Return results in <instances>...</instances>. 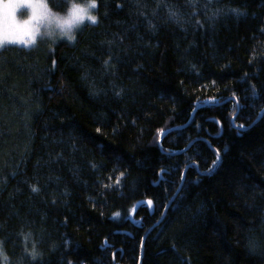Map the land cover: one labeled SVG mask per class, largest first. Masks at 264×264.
<instances>
[{
  "label": "trees",
  "instance_id": "obj_1",
  "mask_svg": "<svg viewBox=\"0 0 264 264\" xmlns=\"http://www.w3.org/2000/svg\"><path fill=\"white\" fill-rule=\"evenodd\" d=\"M146 11L103 0L75 43L0 57V264H264V0Z\"/></svg>",
  "mask_w": 264,
  "mask_h": 264
},
{
  "label": "snow or ice",
  "instance_id": "obj_2",
  "mask_svg": "<svg viewBox=\"0 0 264 264\" xmlns=\"http://www.w3.org/2000/svg\"><path fill=\"white\" fill-rule=\"evenodd\" d=\"M3 0H0V3H2ZM8 3L10 4H15L18 6V12L17 14L21 16L22 18L25 16H28V9H32V14L28 19H23L22 20V25L24 31L23 34L28 37L27 40L24 41H16V40H6L2 32H0V57L3 56L4 52L12 50L11 46L12 45H18V44H23V47L25 49H33L37 46L39 42V37L43 35L41 32V29L39 27L40 20H42L44 17L40 16L38 17L35 11L36 6H43L48 13H52L51 8L48 7V0H7ZM153 3H155L158 7L162 4H167L168 0H152ZM200 0H188V3L190 4H197L199 3ZM205 3H212L214 0H204ZM218 2V0H216ZM103 3V0H88V3L86 6L79 5L76 3H72L71 8L69 9V16L72 19V22L75 23L77 28H80L81 25H84L85 20L88 22L89 26H97L101 23L100 15L98 12H95L94 10H97L100 5ZM131 3L135 4L137 6V16H142L144 19L147 21L148 28L152 30L153 32L157 28V24L153 22L152 18H156L158 15L157 10H152L151 11V17L149 18L148 12L146 11L148 8V0H131ZM117 7H121V4H117ZM229 12L233 15L240 16V15H245L244 13L239 12L237 9H217L212 13L211 16L207 17V19H213L216 16L222 14L223 12ZM195 15V13H193ZM104 16H107V13H104ZM183 17L182 14L174 8H168V13H167V21H171L174 23H181ZM119 23V22H117ZM199 24V21H197ZM30 24H35V28H29L28 25ZM131 29L135 30L136 29V24L134 23L131 26ZM81 34L83 29H80ZM67 39L70 42L75 43L76 41V35L75 34H67ZM126 39V35L121 36V35H115L113 40L105 41L104 43L107 44L108 46V52H107V59H104L102 61V67L104 74H115L114 73V65L116 63H119V57L115 55L113 48L116 46L117 41H119L121 44L123 43V40ZM55 60L52 61V67H55ZM119 95V93H117ZM253 95H256L255 90L253 89ZM239 107V105H237ZM258 119H264V113L261 114V117ZM99 131V129H97ZM220 161V156L219 154L217 155V160H216V165L219 164ZM39 163V162H38ZM123 175V173H122ZM31 191L32 193L38 194L40 192V188L36 185L31 186ZM153 202L151 200L147 201V205L151 207ZM119 215V213H117ZM4 227L3 222H0V229ZM27 239V238H25ZM3 244L4 241L0 240V257H2L5 261H7L8 257L4 253L3 250ZM255 249V246L253 245V250ZM25 253L28 257L31 258L32 261H36L37 259H40L42 257L41 253H38L36 251V246L33 245L31 251H28L27 247L25 248Z\"/></svg>",
  "mask_w": 264,
  "mask_h": 264
},
{
  "label": "rangeland",
  "instance_id": "obj_3",
  "mask_svg": "<svg viewBox=\"0 0 264 264\" xmlns=\"http://www.w3.org/2000/svg\"><path fill=\"white\" fill-rule=\"evenodd\" d=\"M87 3L83 6H86ZM28 16L21 17L17 14L18 6L15 4H10L7 0H3L0 3V32L4 35L6 40H16L24 41L28 37L23 34L22 20L28 19L32 14V9H28ZM36 14L38 17L43 16L44 18L40 20L39 27L43 35L39 37V40L42 39H54L57 41H68L67 34H77V32L88 22L85 20L84 25H81L80 28H77L75 23L72 22L69 13L66 16H58L55 13H48L43 6H36ZM96 12V10H94ZM29 28H35V24L28 25ZM23 46V44H18Z\"/></svg>",
  "mask_w": 264,
  "mask_h": 264
}]
</instances>
